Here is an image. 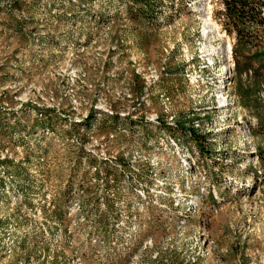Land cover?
Instances as JSON below:
<instances>
[{
	"label": "rangeland",
	"instance_id": "374dc122",
	"mask_svg": "<svg viewBox=\"0 0 264 264\" xmlns=\"http://www.w3.org/2000/svg\"><path fill=\"white\" fill-rule=\"evenodd\" d=\"M223 12L0 0V264H264V26Z\"/></svg>",
	"mask_w": 264,
	"mask_h": 264
},
{
	"label": "trees",
	"instance_id": "16d2710c",
	"mask_svg": "<svg viewBox=\"0 0 264 264\" xmlns=\"http://www.w3.org/2000/svg\"><path fill=\"white\" fill-rule=\"evenodd\" d=\"M131 1L134 3L141 2L146 9H150L153 2V0ZM222 2L224 12L221 16L225 30L230 24L234 27L238 43L248 45L247 40L250 36L249 25L253 27L264 26V14L262 11L264 9V0H222Z\"/></svg>",
	"mask_w": 264,
	"mask_h": 264
},
{
	"label": "bare ground",
	"instance_id": "6f19581e",
	"mask_svg": "<svg viewBox=\"0 0 264 264\" xmlns=\"http://www.w3.org/2000/svg\"><path fill=\"white\" fill-rule=\"evenodd\" d=\"M263 11V14H264V9L262 10ZM220 66V65H219ZM219 68H221V67H219ZM222 69H224V67H223V65H222ZM259 92L257 93L258 95L259 94H262V95H264V82L263 83H261L260 84V87H259ZM263 98V97H262ZM261 99V98H260ZM262 100V99H261ZM264 102V101H263Z\"/></svg>",
	"mask_w": 264,
	"mask_h": 264
},
{
	"label": "built area",
	"instance_id": "2783aa9c",
	"mask_svg": "<svg viewBox=\"0 0 264 264\" xmlns=\"http://www.w3.org/2000/svg\"><path fill=\"white\" fill-rule=\"evenodd\" d=\"M247 76H248V74H247ZM246 77V76H245Z\"/></svg>",
	"mask_w": 264,
	"mask_h": 264
}]
</instances>
